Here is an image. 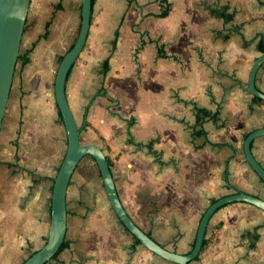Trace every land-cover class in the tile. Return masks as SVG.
<instances>
[{
    "label": "crops",
    "instance_id": "1",
    "mask_svg": "<svg viewBox=\"0 0 264 264\" xmlns=\"http://www.w3.org/2000/svg\"><path fill=\"white\" fill-rule=\"evenodd\" d=\"M81 3L30 1L0 128V264L24 263L48 239L67 149L55 79L78 36ZM263 54L264 0H92L68 104L86 143L104 151L130 218L168 251H191L214 201L237 192L264 200L243 148L264 128V102L248 91ZM255 85L264 93V64ZM52 151L57 163L47 167ZM252 153L264 168V136ZM66 210L63 247L46 264H173L120 223L91 157L71 178ZM206 238L190 264H264V211L229 204Z\"/></svg>",
    "mask_w": 264,
    "mask_h": 264
},
{
    "label": "water",
    "instance_id": "2",
    "mask_svg": "<svg viewBox=\"0 0 264 264\" xmlns=\"http://www.w3.org/2000/svg\"><path fill=\"white\" fill-rule=\"evenodd\" d=\"M30 1L0 0V128L6 109ZM80 16L81 22L77 41L60 62L55 79L54 91L56 104L67 136V149L54 179L51 228L45 245L22 264H46L53 259L54 255L62 246L67 227L66 195L71 178L84 157H91L95 161L110 207L124 228L143 247L156 256L173 264H190L199 257L203 249L209 222L219 209L232 203L243 202L264 211V200L244 192H237L214 201L206 209L200 220L194 245L188 254H178L168 251L143 232L130 218L120 201L112 171L104 151L94 144H83L81 142L80 128L68 104L66 83L69 73L79 59L89 35L92 18V0H82ZM263 64L264 54L252 64L248 79V91L264 102V93L260 92L255 85L257 71ZM263 136L264 128L251 132L245 138L243 148L246 162L264 184V168L252 153L253 142Z\"/></svg>",
    "mask_w": 264,
    "mask_h": 264
},
{
    "label": "rangeland",
    "instance_id": "3",
    "mask_svg": "<svg viewBox=\"0 0 264 264\" xmlns=\"http://www.w3.org/2000/svg\"><path fill=\"white\" fill-rule=\"evenodd\" d=\"M82 134V133H81ZM81 142L83 143V144H87L86 143V138L83 136V135H81ZM54 155H55V152H50L49 154H46L45 155V157H47V158H44V163L47 165V167L49 166V167H51L53 164H50V163H57V161H55V158H53L54 157ZM52 161V162H51ZM59 164V163H58Z\"/></svg>",
    "mask_w": 264,
    "mask_h": 264
},
{
    "label": "trees",
    "instance_id": "4",
    "mask_svg": "<svg viewBox=\"0 0 264 264\" xmlns=\"http://www.w3.org/2000/svg\"><path fill=\"white\" fill-rule=\"evenodd\" d=\"M167 12H168V10L166 11V12H164L161 16H164L165 14H167ZM80 29V28H79ZM78 37V36H77ZM77 37H76V39H75V41H74V43H73V45H72V47L74 46V44L76 43V41H77ZM71 47V48H72ZM70 48V49H71ZM69 49V50H70ZM75 65V64H74ZM74 67V66H73ZM72 67V68H73ZM72 70V69H71ZM107 70V69H106ZM71 72V71H70ZM59 121H60V124L61 125H63V121H62V118H61V115L59 114ZM137 241V240H136ZM207 241H208V239L206 238V236H205V239H204V243H203V248L206 246V244H207ZM138 242V241H137ZM63 247V244H62V246L60 247V249H59V251L54 255V257L53 258H55L56 256H57V254L60 252V250H61V248Z\"/></svg>",
    "mask_w": 264,
    "mask_h": 264
}]
</instances>
